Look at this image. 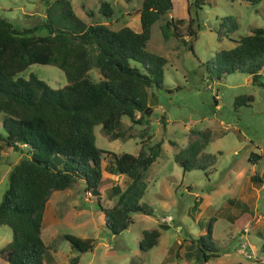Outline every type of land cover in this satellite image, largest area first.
Wrapping results in <instances>:
<instances>
[{
    "label": "rangeland",
    "instance_id": "rangeland-1",
    "mask_svg": "<svg viewBox=\"0 0 264 264\" xmlns=\"http://www.w3.org/2000/svg\"><path fill=\"white\" fill-rule=\"evenodd\" d=\"M70 1L75 13L86 22L103 21L114 29L123 25L139 28L140 0H106L114 8L108 19L98 13L99 0ZM86 10L93 14L89 16ZM44 14L45 4L40 0H0V17L13 22L18 29L40 25L37 32L45 33L41 26ZM169 16L184 19L177 36L163 39L160 18L152 24L146 44V50L166 59L162 87L152 88L156 105L142 123L122 116L131 135L126 139H110L100 125L94 126L95 144L111 153H137L140 140H146L145 133L151 135L150 144L163 140L160 155L148 168L147 187L141 199L153 208V213H132V223L113 235L104 224L103 213L97 210V203L109 207L115 202L107 195L109 185L101 190L99 198L77 182L70 188L54 190L42 221L41 237L48 247L44 264H66L73 256H78V264H264V253L260 251L264 241V68L257 82L241 71L222 74L219 79L209 77L211 61L219 50L232 47L252 27H264V0L254 4L247 0H199L198 5L193 0H173ZM226 16L236 19L235 31L220 27ZM191 17L195 36L187 33ZM30 73L53 88L66 83L64 72L54 64L32 63L18 75L27 77ZM89 74L95 80L99 77L95 68ZM239 95L250 96L251 101L234 104ZM2 117L0 112V133H4ZM190 128L211 133L204 151L214 155L215 160L205 170L194 168L184 172L174 160L180 148L198 137L189 135ZM252 152L261 155L255 162L248 159ZM24 154L2 151L0 200L8 186L11 165ZM104 155L103 166L110 154ZM253 174L261 181L252 182ZM104 175L109 177L107 182L125 186L124 176H112L106 170ZM195 199L200 200L193 208ZM240 203L246 204L247 214L242 215ZM248 215L251 218L244 222ZM210 221L211 240L218 256L206 263L187 259L185 245L189 238L205 233ZM198 222L207 225L201 228ZM161 223H167L169 228L161 229L154 247L141 251L138 241L142 231L159 228ZM64 234L92 238L93 248L77 251ZM11 238V228L0 225V248ZM0 264L10 263L0 254Z\"/></svg>",
    "mask_w": 264,
    "mask_h": 264
},
{
    "label": "trees",
    "instance_id": "trees-1",
    "mask_svg": "<svg viewBox=\"0 0 264 264\" xmlns=\"http://www.w3.org/2000/svg\"><path fill=\"white\" fill-rule=\"evenodd\" d=\"M40 1L45 4L41 22L45 33L37 32L40 25L18 29L13 22L0 17V112L4 130L0 133V160L2 151L25 152L11 165L8 186L0 200V225L12 230V238L0 248V254L10 264H44L48 247L41 232L47 200L54 190L70 188L76 182L98 198L105 185H109L107 195L115 202L109 207L97 203V210L103 213L104 224L113 235L132 223V213H153V208L141 199L147 187L148 168L160 155L163 140L150 144L151 135L145 133L146 140H140L137 153H111L95 144L94 126L100 125L110 139H126L131 135L122 116L133 123L145 121L144 110L151 93L162 87L166 61L146 50L152 24L161 18L160 32L167 40L171 35L177 36L184 22L183 18L169 16L173 0H140L139 31L127 25L114 29L103 21L86 22L75 13L70 0ZM247 1L254 4L261 0ZM198 3L199 0H193V4ZM92 12L86 10L89 16ZM98 13L108 19L114 8L106 0H99ZM193 22L191 17L187 25L189 36H195ZM223 25L225 31L238 28L231 16L222 19L220 27ZM211 62L210 78L241 71L257 82L264 68V27H252L232 47L219 50ZM32 63L58 66L66 83L53 88L34 73L27 77L18 75ZM94 68L99 74L96 80L89 74ZM247 101H251L250 96L239 95L234 104ZM188 132L198 137L180 148L174 160L184 172L194 168L205 170L215 160L214 155L204 151L211 133L198 128ZM169 143L176 145L173 140ZM107 153L110 156L103 166ZM260 157L252 152L248 159L255 162ZM104 170L123 175L125 186L106 182ZM251 181L261 179L253 174ZM198 200L195 199L193 208ZM239 205L242 215L249 212L245 203ZM249 218L250 215L245 216L244 222ZM206 223L198 222L201 228ZM206 227L205 233L189 238L185 245L187 259L206 263L218 256L211 240L212 221ZM168 228L167 223H161L159 228L144 229L139 249L147 251L154 247L161 229ZM63 236L77 251L93 248L92 238ZM260 251L264 253V241ZM78 261V256H73L66 264Z\"/></svg>",
    "mask_w": 264,
    "mask_h": 264
},
{
    "label": "water",
    "instance_id": "water-1",
    "mask_svg": "<svg viewBox=\"0 0 264 264\" xmlns=\"http://www.w3.org/2000/svg\"><path fill=\"white\" fill-rule=\"evenodd\" d=\"M156 103H157L156 95L155 93L152 92L148 104L144 110L146 115L150 113L152 106L156 105Z\"/></svg>",
    "mask_w": 264,
    "mask_h": 264
},
{
    "label": "crops",
    "instance_id": "crops-1",
    "mask_svg": "<svg viewBox=\"0 0 264 264\" xmlns=\"http://www.w3.org/2000/svg\"><path fill=\"white\" fill-rule=\"evenodd\" d=\"M134 30L139 31V30H140V26H139L138 29H134ZM108 174H110V175H112V176L114 175V174H111V173H108ZM118 175H120V174H117L116 176H118ZM122 176H123V175H122ZM105 177H106V182H107V180H108L109 177H107L106 175H105ZM125 179H126V178H125ZM108 183L111 184L109 181H108ZM249 219H250V218H249Z\"/></svg>",
    "mask_w": 264,
    "mask_h": 264
}]
</instances>
